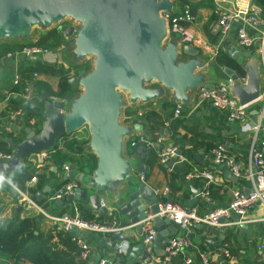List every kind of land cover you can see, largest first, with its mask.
I'll return each mask as SVG.
<instances>
[{
  "label": "water",
  "instance_id": "1",
  "mask_svg": "<svg viewBox=\"0 0 264 264\" xmlns=\"http://www.w3.org/2000/svg\"><path fill=\"white\" fill-rule=\"evenodd\" d=\"M171 3L172 0H0V38L28 37L34 25L48 26L71 17L80 23L78 28L58 26L57 30L65 36L75 33L74 58L95 55L94 66L89 72L81 68L68 78L73 87L78 84L83 88L80 94L72 97L68 91L62 99H53L47 91H42L44 120L40 130L26 125L22 140L2 137L13 154L10 159L0 161V172L14 171L24 159L53 149L64 134L87 124L89 146L97 157L96 167L90 174L86 170L78 174L75 172L76 164L68 161L69 169L61 180L76 178L80 183L73 192L64 198H56L54 202L58 205L66 201L88 203L83 209L85 212L90 206L100 214H107L108 209L99 204L100 195L111 193L118 183L124 182L120 186L122 190L116 194L114 207L117 213L126 217L119 226L131 223L141 233L139 221L146 216L147 210L150 213L158 210L159 197L143 180L129 177L131 167H135L137 172L147 171L145 159L150 147L136 146L129 158L122 154V142L124 136L130 135L131 126L118 120L124 96L117 89L125 90L131 101H148L162 94L161 85L173 91L176 101L184 103L189 100L188 90L205 83L203 73L196 72L202 65L198 48L187 42H177V32L172 33L173 39L163 43L167 27L162 14L170 9ZM228 51L233 57L241 52L234 48ZM179 54L187 58L179 59ZM243 54L250 56L251 51H243ZM243 67L246 73L243 84L232 69L225 67L223 70L232 80L231 93L240 103H250L260 96L262 74L255 57L244 62ZM152 81L157 86L147 85ZM182 110H186L185 105ZM49 189V185H45L35 192V199L41 200ZM153 221L157 226L154 244L158 247L167 239L166 225L170 220L155 215ZM70 228L77 231L74 226ZM119 233L120 230L113 231L107 242L115 246ZM132 250L143 264H155L144 247L143 239Z\"/></svg>",
  "mask_w": 264,
  "mask_h": 264
},
{
  "label": "crops",
  "instance_id": "2",
  "mask_svg": "<svg viewBox=\"0 0 264 264\" xmlns=\"http://www.w3.org/2000/svg\"><path fill=\"white\" fill-rule=\"evenodd\" d=\"M234 2L235 0H231L230 2L227 1L224 3L231 5L226 7L234 8ZM250 2L251 0H236L239 6H245ZM179 4L181 5L180 1ZM211 4H213L211 0H202L200 4H197L195 12L198 17L194 22L186 24L187 32L190 37L183 41L180 38V40L182 43L187 42L191 46L198 48V57L202 61V65L196 72L203 73L205 83L216 84L228 80L229 75L223 70L225 67L232 69L233 72L236 73L233 68L216 59L217 56L221 57L220 52H224L223 54H227L237 63L243 65L244 62H247L251 58H258L259 38L255 40V44L250 49L241 47L237 43L235 33L236 28L241 25L239 20L234 21L230 30L224 35L211 31V23L215 18L213 9L209 8ZM221 5L223 4L221 3ZM172 6L173 9L180 7L176 2H174ZM262 28V24L259 23L251 29L255 31V35L257 36V31ZM58 34L59 42L55 47H49V51L46 54L20 55L19 59L16 57H6L4 56L5 54H3L0 56V63L9 62L12 65V69L18 72L20 68L33 63L45 64L54 60L57 62L60 59L59 62L62 60V63L54 65H63V63H66V61L63 60L64 53L66 52L68 44L71 43L65 41L69 36H65L63 32H58ZM9 42L13 43L17 41L13 39ZM229 48L238 49L241 52L237 54L236 57H233L228 51ZM247 50L251 51L250 56H245L243 54V51ZM183 58L186 59L187 56L185 55ZM259 68L262 74L260 96L258 99L249 103L247 117L237 121H229L226 118V111L224 109L211 106L207 102L194 107L195 88L187 91L189 100L184 103L181 102L182 108L183 105H185L186 110H182V113L178 116L173 115V108L178 101L175 100L174 93L169 88L159 85L162 94L148 101H142L140 99L131 101L126 94L123 97L122 118L124 120L123 124L131 126V133L128 136L143 134L154 142V145L151 146L143 144L146 147H150V153L145 159L147 171L142 172L143 181L154 190H160L165 185H170V191L167 194L168 199L178 202L183 206L193 205L200 213H205L216 207L226 205L231 198V190L233 188L246 187L247 180H245L244 177H234L228 167L223 164H215L211 160L210 150L218 142H223L240 163L245 161L253 137V131L250 126L258 120L262 110L264 114V70L260 63ZM244 75H246V73ZM40 76L41 77L38 78L43 79L47 83L49 82V78H55L54 85L50 84L49 86L52 89H56V77L48 75ZM152 82L147 85L157 86L156 82L151 85ZM12 92V98L15 99L13 103H9L6 99L0 101V114L1 111L5 112L0 115V137L4 136V126L7 124L12 128V131L9 132V136H20V133H25L24 126L26 124L32 125V128H36L37 126L33 122L38 119L35 114L30 112L28 99H22L17 93L18 90ZM9 104L11 105L9 106ZM19 105L24 106L25 113L23 112L20 117L9 122L6 121V119L4 120L6 112L14 110V107H18ZM7 106L9 107L6 108ZM138 110L142 111L141 115L137 114ZM38 123L39 121L36 122V124ZM160 134H163L165 138L162 141H157V137ZM257 136H259V134ZM168 145L176 146L179 156L170 160L172 163L169 164V161L167 167H165L159 164V156ZM59 147L63 151H70V148L68 149L62 145H59ZM122 147L126 158L133 156V150L136 147L130 148L126 143ZM75 150L77 151L76 154L71 152L69 155L77 158L84 152L93 154L92 150L86 151L82 148ZM68 161L76 164L75 169L77 171L75 172L78 174L85 171V169L80 168L75 159ZM29 163L35 166H31L33 169L32 171L26 168L29 167ZM22 164L21 171H23V173L21 177L18 178L16 185L21 190L26 191L35 201H37L35 199V192L42 190L45 185H49L50 189L44 193V196L41 200L37 201V203L50 213L55 215L72 213L75 211L74 207L76 206L80 214L89 220L98 222L114 220L117 226H119L120 221L126 219L125 216L117 213L115 210L107 214H100L89 206V211L85 212L83 209L88 206V203L66 201L58 205L55 204L54 200H49L48 197L50 194L62 181L61 167L55 165L54 162L50 160V156L43 162H33L28 158L26 162ZM194 166L208 167L213 172V180L208 185L209 194L207 196L202 194L204 184L201 181L187 180L184 177L185 172ZM128 172L129 177L140 178L139 172H137L135 167L129 168ZM32 174L36 175L34 181H30ZM123 184L124 182H120L111 193L100 195L110 207L114 208L116 206V194L122 190L120 186H123ZM19 197L20 195L13 188L0 182V224L6 218L12 216L14 212L19 211L20 215H35L41 229L46 230L52 225H58V221L50 220L48 217L36 212L34 208L22 207L18 202ZM18 206H21L20 209H17ZM149 214L150 211L147 210L146 216ZM263 217L264 207L257 205L250 211L249 221L245 223H229L221 226L196 223L191 231V240L193 244L187 247L183 253L174 256L169 264H202L200 261V252L202 251L209 253L214 264H264ZM166 227L168 229L167 239L181 234L180 228L173 222L167 224ZM76 228L77 231L71 229V233L77 235L89 244L90 253L86 260V264H96L101 258L105 259L104 264L143 263L139 255L132 250V247L136 246L143 239L144 231L142 230V232L139 233L133 224L130 223L127 226L121 227L124 234L123 241L124 244L127 245L125 252L118 251L116 246H112L107 242L112 232H95L83 228ZM206 237H211L213 243L205 245L204 239ZM166 241L162 242L157 247L153 240L150 250H147L149 251V255H161ZM226 242L229 245L230 256H224L221 253V247L223 243ZM186 258H190L191 261L186 262Z\"/></svg>",
  "mask_w": 264,
  "mask_h": 264
},
{
  "label": "built area",
  "instance_id": "3",
  "mask_svg": "<svg viewBox=\"0 0 264 264\" xmlns=\"http://www.w3.org/2000/svg\"><path fill=\"white\" fill-rule=\"evenodd\" d=\"M234 8H228L221 5L220 2H215L214 7V21L211 23V31L217 34H226L234 21L239 20L241 25L236 28L237 43L245 48L250 49L255 44V40L259 38L258 44V61L264 70V19L261 17V7L251 2L245 6H239L234 2ZM162 16L165 18L167 31L170 28L171 35L173 32L179 33L180 38L183 40L188 39L190 36L187 32L186 24L192 23L196 20L197 14L193 11L188 3H184L181 7L173 9L171 4L170 9L165 11ZM262 24L263 28L255 35L254 28L257 24ZM181 41V40H180ZM49 51V48H45L36 44L24 45L16 51H7L4 56L16 57L19 59L21 54H45ZM35 78L36 73H33ZM21 75L18 71L14 72L13 83L15 85L21 84ZM238 80L241 84L245 83L246 75L238 76ZM232 80L228 78L225 82L211 84L208 86L205 83H200L195 87L194 93V107L201 105L202 103H209L211 106L224 109L226 111V118L229 121L241 120L248 115L249 103H240L238 98L231 93L230 84ZM31 91V82L23 86L18 90V94L24 100L28 99V95ZM53 99L55 97H52ZM264 105V104H263ZM24 112V106L19 105L14 107V110H10L4 116V120L12 121L17 117H20ZM25 113V112H24ZM182 113L181 102L173 108V115L178 116ZM137 114H142L141 110L137 111ZM264 114L261 111L257 121L250 126L253 131V137L249 146L248 154L245 161L240 163L236 156L232 154L227 146L223 142L215 144L211 150V160L215 164H223L228 167L234 177H244L247 180L246 187H235L231 190V198L226 205L216 207L205 213H200L198 209L193 206H183L178 202L171 201L167 198V194L170 191L168 185H165L162 189H155V193L158 195V210L155 213L142 218L139 222L142 225L144 231L143 243L146 250H150L152 242L156 235V226L153 221L155 215L161 218L167 217L170 222L175 223L181 230V234L169 237L164 245V250L161 255H151V258L156 264H169L172 258L178 254L184 252V250L193 244L191 240V231L196 223L207 224L210 226H221L229 223L241 224L249 221L250 211L257 205L264 207ZM35 129V128H34ZM5 132L12 131L10 125L4 126ZM259 134V136H257ZM165 138L163 134L157 137V141H162ZM127 144L130 148H135L140 144L148 146L154 145L150 139L143 134H135L126 136L123 139L122 146ZM53 149L44 150L34 154V158H30L33 162H43L48 158ZM13 150H0V161L10 159L12 157ZM177 147L174 145H168L160 153L159 164L167 167L170 160L178 157ZM69 169L68 162H64L61 165V173L64 175L65 171ZM139 177L143 179V173L139 172ZM187 180H199L204 184L203 195L209 194L208 185L213 180V172L208 167H191L184 174ZM36 175L33 174L30 177V181H34ZM0 182L13 188L19 195L18 202L22 207L34 208L36 212L48 217L52 221H58L57 228L64 231L74 239L79 246V256L85 262L89 256L90 248L89 244L79 238L77 235L71 233L70 226L92 230L95 232H113L121 229L117 226L116 221H94L83 217L75 206V211L72 213H63L55 215L45 210L40 204L37 203L31 196L21 190L11 179L0 172ZM80 181L76 178L66 179L61 181L59 186L48 197L49 200H55L56 198H64L66 195L74 191V188L79 185ZM99 204L105 206L109 212L114 210L106 203L105 199L100 196ZM264 219V217H263ZM124 234L121 231L118 234L115 246L118 251L125 252L127 245L124 244ZM213 243L211 237L204 239V244L209 245ZM149 252V251H147ZM221 253L224 256H230V249L228 243H223L221 247ZM149 254V253H148ZM190 258H186V262H190ZM200 261L202 264H214L208 252H200ZM105 259H100L96 264H104ZM143 264V263H142Z\"/></svg>",
  "mask_w": 264,
  "mask_h": 264
},
{
  "label": "trees",
  "instance_id": "4",
  "mask_svg": "<svg viewBox=\"0 0 264 264\" xmlns=\"http://www.w3.org/2000/svg\"><path fill=\"white\" fill-rule=\"evenodd\" d=\"M180 1L181 3L188 2L193 11H196L197 4L202 2V0ZM252 2L261 7V17L264 19V0H252ZM58 42V30L57 27H53L43 34H40L35 42L30 44L52 48L55 47ZM24 45L29 44L25 42L8 43L6 40H3L0 42V56L7 51H16ZM220 53L221 57L217 56V60L233 68L238 75L242 76L245 74L243 65L237 63L227 54H223L224 52ZM71 70L72 67L64 68L63 66H52L46 63L29 64L19 69L22 82L19 85H13L12 90H19L31 82V88L35 93H38L36 96L39 95V98L37 97L30 100L28 106L31 107V112L35 114L36 117L43 118L42 91H47L49 96L60 97L70 91L72 85L68 82V78L70 77ZM38 72L43 76L48 75L56 77V89H52L43 79H32V74ZM36 130L38 131L40 129L36 128ZM22 136L24 137V135H13L12 137L16 141H20L23 139ZM82 141L86 140L83 139ZM77 142H79V140L76 138H67L63 140L61 145L71 149L73 148L72 145ZM0 150H9L7 143L2 141V137H0ZM72 159H75L80 168L85 169L88 173H91L96 167L97 157L94 153L84 152L81 156L75 158L69 155L68 152L63 151L59 145L56 144L50 154V160H52L55 165H59V167H61L63 162ZM22 166L23 164L14 171L2 173L9 176L11 181L17 184L18 178H20L23 173V171H21ZM79 251V246L76 241L72 239L68 233L58 229L56 225H52L46 230L41 229L35 215H20L19 211H16L12 216L6 218L0 224V264H86V262L80 258Z\"/></svg>",
  "mask_w": 264,
  "mask_h": 264
},
{
  "label": "rangeland",
  "instance_id": "5",
  "mask_svg": "<svg viewBox=\"0 0 264 264\" xmlns=\"http://www.w3.org/2000/svg\"><path fill=\"white\" fill-rule=\"evenodd\" d=\"M179 1L180 0H172V3L173 4L174 2H176V4H178L180 7L181 5H183L184 3L182 2L181 5L179 4ZM213 4H211L209 6L210 9H213L214 10V7H215V2H220L222 3L225 7L226 6H231L229 5L228 3H224V2H230L229 0H211ZM181 2V1H180ZM185 3H188V2H185ZM189 4V3H188ZM190 5V4H189ZM214 12V11H213ZM214 14V13H213ZM215 16V15H214ZM198 17V16H197ZM69 25H73L75 28H78L80 26V23L71 19V17H65L63 19H60L59 21H56V22H52L51 24H49L48 26H42V25H34L30 28V33L28 35V37H18L16 38L15 40L17 42H25V43H32V42H35V40L38 38V36L40 34H43L44 32H46L47 30L51 29L52 27H57L58 26H62L63 28L64 27H67ZM169 30L167 31V35H166V38L164 39L163 43H165L168 39H173L172 35H171V32H170V28H168ZM59 32V31H58ZM62 31H60L59 33H61ZM75 36V33H73L71 36L67 37V39H65V41L67 43H71V44H68V47L66 48V52L64 53V59L66 61V63H63V65H59V66H63L64 68L66 67H72V70L70 71V76H74L77 74V71L81 68L85 69L86 72H89L92 68H93V62H94V58H95V55L94 54H87L79 59H75L74 56H73V53H72V50L74 48V43H73V37ZM3 40H6V41H11L13 39H4V38H0V42L3 41ZM177 42H179L180 44L182 43L181 41H179V38L176 39ZM46 54V53H45ZM185 55L184 54H179V59L180 58H183ZM60 60V59H59ZM59 60L56 62L55 60L54 61H49L50 63H46V64H57V63H62L61 61L59 62ZM64 62V61H63ZM52 65V66H53ZM56 66V65H55ZM58 66V67H59ZM14 70L12 69V65L11 63L9 62H5V63H0V101H3L4 99H6L7 101H9V103H13L15 99L12 98V91H15V90H12V86L15 85L13 83V79H14ZM39 73V72H38ZM36 74L35 75V79H38V77H41V73L39 74ZM239 76V75H238ZM32 77H34V75L32 74ZM49 82L48 84L50 85H54V81L56 80L55 78H49L48 79ZM155 84V82H152L151 85ZM19 85V84H18ZM83 88L81 86H79L78 84L76 86H72L71 88V93H72V97H75L77 96L78 94H80L82 92ZM118 91L122 92L123 93V96H125L127 93L125 90H122L121 88H118L117 89ZM45 91V90H43ZM12 92V93H11ZM11 94V95H10ZM38 93H35L33 91V89L30 91L29 95H28V102L30 100H33L34 98H39V95L36 96ZM36 96V97H35ZM49 97H55L58 98V99H62L63 96H49ZM71 100H69V104H70ZM11 104H9L10 106ZM9 106H7L6 108H8ZM31 107H30V112H31ZM2 113H5V112H2L1 111V114ZM7 113V112H6ZM0 114V115H1ZM43 117V116H42ZM39 118V119H38ZM37 121H34L33 123L36 126V128H41L42 126V121L44 120V117L43 118H40L37 116ZM118 120L120 123H124L123 121V118H122V105H121V115H119L118 117ZM38 124H36V122H38ZM26 125H29V124H26ZM25 125V126H26ZM29 126H32V125H29ZM35 128V129H36ZM4 133V136H9V132H3ZM22 133H20V136H21ZM24 134V133H23ZM22 134V135H23ZM72 138H76L77 140H82V139H85L86 141L85 142H79L78 144L81 145L82 149H85L86 151H91V148L89 146V140H90V131H89V128H88V125L85 124L83 125L82 127H80V129L74 131L72 134H70ZM23 137V136H22ZM126 136H124L125 138ZM65 138V136H63L62 138H60L58 140V145H61L62 142H63V139ZM69 149V148H68ZM68 154H71V152H73V154L75 153L76 154V150L73 149L70 151H67ZM124 149L122 147V154L124 155ZM72 154V155H73ZM28 159V158H26ZM26 159L23 160L22 163H25L26 162ZM29 167H26L27 170H30L32 171L33 169L31 168L32 164L29 163L28 164ZM32 167H35V166H32ZM75 171H77L75 169ZM89 174V173H88ZM141 179V178H139ZM143 180V179H141ZM120 230V233H121V229H118ZM119 233V234H120Z\"/></svg>",
  "mask_w": 264,
  "mask_h": 264
},
{
  "label": "flooded vegetation",
  "instance_id": "6",
  "mask_svg": "<svg viewBox=\"0 0 264 264\" xmlns=\"http://www.w3.org/2000/svg\"><path fill=\"white\" fill-rule=\"evenodd\" d=\"M63 136H65V138L63 139V140H65V139H70V138H72V137H70L71 135L70 134H64ZM62 138V137H61ZM83 140V139H82ZM82 140H79V142H85V141H82ZM79 142H77V143H75L74 145H72L73 146V148H71V149H81L82 147H81V145H79L78 143Z\"/></svg>",
  "mask_w": 264,
  "mask_h": 264
}]
</instances>
